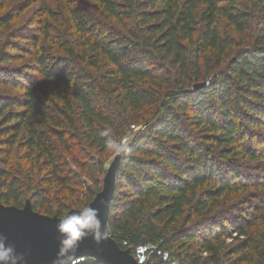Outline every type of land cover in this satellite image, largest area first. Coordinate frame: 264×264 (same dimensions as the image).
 <instances>
[{
    "label": "trees",
    "instance_id": "1",
    "mask_svg": "<svg viewBox=\"0 0 264 264\" xmlns=\"http://www.w3.org/2000/svg\"><path fill=\"white\" fill-rule=\"evenodd\" d=\"M94 4L44 8L29 49L0 35V204H91L108 142L140 127L116 167L114 243L148 246L145 264H264V175L236 163L264 159V0Z\"/></svg>",
    "mask_w": 264,
    "mask_h": 264
},
{
    "label": "rangeland",
    "instance_id": "2",
    "mask_svg": "<svg viewBox=\"0 0 264 264\" xmlns=\"http://www.w3.org/2000/svg\"><path fill=\"white\" fill-rule=\"evenodd\" d=\"M75 1L76 3L79 4L82 3L85 6L89 7L90 10L97 11V7L94 4V0H75ZM63 2L64 0H0V19L6 17L7 15L12 16L11 17L12 20L10 21L9 26L0 30L1 37L5 36L4 38L11 39L12 42L19 44L21 47L25 49H29L30 46L26 42V39L23 38L22 36H28L37 33V29H38L37 26L39 24V21L45 17V14L43 13L45 11L44 8H49V10L56 12L57 11L56 9L63 6ZM58 28L59 27H57L56 29ZM56 29H54L52 35H58ZM61 34L62 33H60V35ZM41 42L44 48L49 52H52V50H54V47H52L53 43L50 39H48L47 41H44L42 39ZM139 128L140 127H134L130 131H128V133L122 139L120 144L126 145L129 139H131L133 132H136ZM252 146L255 147L256 143H253ZM259 149H261V147H259ZM122 152L123 151L117 152L115 148L108 152L107 161L105 162L106 173L104 176L107 185L106 191H109V187L111 185H113V187L115 185L116 166L121 158ZM237 161L238 162L236 163L243 164L239 166V168L240 171H244V172L250 169V167L247 165H251L255 168H260V167L262 168L264 166V159L255 162H248L247 159H243L239 157ZM261 168L259 169L258 173L264 175V173H262L264 170H262ZM106 203H107V195H105L96 204V208H99V210L101 211L99 212L100 217L102 211L106 206ZM14 215L11 216L12 217L11 221L13 227V235L16 237H21V235H24L25 229L26 228L29 229V226L38 225V224H40L39 226L41 227L54 231L55 234L58 235L55 227L57 222L56 219L39 220L35 214L31 213L27 209L17 212L16 215L15 216ZM105 241H107L112 245L115 244L111 239ZM127 256L130 261L134 260L137 263L136 258L133 255L127 254ZM173 263L176 264V262Z\"/></svg>",
    "mask_w": 264,
    "mask_h": 264
},
{
    "label": "water",
    "instance_id": "3",
    "mask_svg": "<svg viewBox=\"0 0 264 264\" xmlns=\"http://www.w3.org/2000/svg\"><path fill=\"white\" fill-rule=\"evenodd\" d=\"M200 86L202 84H197L194 85V88L196 89ZM106 187L107 185L104 179L103 190L91 203L93 207H96L97 202L107 195V203L101 214V219L105 222L114 189L113 185H111L109 191H106ZM26 209L35 214L39 220L56 219L35 213L29 207L18 209L0 204V233L4 234L8 238V241L16 246L18 251L27 253V264H52L59 241V235L55 234L54 231L41 227L38 224L29 226V229L26 228V234L24 233L21 237L13 235L11 216ZM99 212L101 211L99 210ZM127 254H130L129 251L121 250L116 244L112 245L107 241H102L97 245L92 241L91 237L84 239L78 250V256L86 255L103 264H137L134 260L130 261Z\"/></svg>",
    "mask_w": 264,
    "mask_h": 264
},
{
    "label": "clouds",
    "instance_id": "4",
    "mask_svg": "<svg viewBox=\"0 0 264 264\" xmlns=\"http://www.w3.org/2000/svg\"><path fill=\"white\" fill-rule=\"evenodd\" d=\"M108 147L115 148L117 152L128 150L125 144L116 145L112 141L108 142ZM55 218L59 241L52 264H83L84 257L78 256V250L84 239L91 237L97 245L111 239V228L101 219L99 209L91 204H85L74 211L69 210ZM138 251L142 252L143 249ZM0 264H27V253L18 251L2 233H0Z\"/></svg>",
    "mask_w": 264,
    "mask_h": 264
},
{
    "label": "built area",
    "instance_id": "5",
    "mask_svg": "<svg viewBox=\"0 0 264 264\" xmlns=\"http://www.w3.org/2000/svg\"><path fill=\"white\" fill-rule=\"evenodd\" d=\"M139 249H143V251H138ZM148 250H149V247L148 246H143V245H139L135 248V254H134V257L136 258V261H137V264H145L147 258H148ZM164 253V258H167L168 254ZM80 256H83L84 257V260L83 262H85L86 258H88L89 256H86V255H80ZM90 258V257H89ZM175 264V263H173Z\"/></svg>",
    "mask_w": 264,
    "mask_h": 264
}]
</instances>
